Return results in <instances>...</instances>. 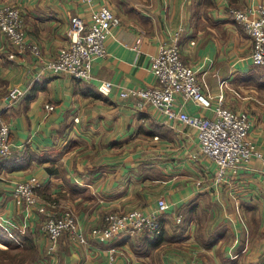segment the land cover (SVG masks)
<instances>
[{
	"label": "crops",
	"instance_id": "0c3cea01",
	"mask_svg": "<svg viewBox=\"0 0 264 264\" xmlns=\"http://www.w3.org/2000/svg\"><path fill=\"white\" fill-rule=\"evenodd\" d=\"M0 4L21 10L28 39L43 56L40 61L28 52L11 59L15 49L0 33V122L9 125L12 143V154L0 158V218L14 221L16 229L27 224L25 234L37 249L36 258L25 264H109L112 249L117 250L114 264H264V160L253 159L237 175L217 181L216 165L201 154L194 127L169 121L151 107L136 110L134 99L121 96L124 90L156 85L152 59L183 27L182 58L194 68L213 109L181 96L177 108L212 118L222 99L225 107L249 115L251 138L264 154V67L252 64L251 38L229 16L230 9L257 12L264 0ZM106 5L121 25L106 41L107 56L95 61L93 77L77 80L44 70V63L71 41L72 18L89 22ZM105 81L112 83L109 94L99 89ZM14 87L25 95L13 102ZM46 105L54 109L49 112ZM32 177L42 183L38 204L18 207L13 188ZM162 199L170 205L160 217L162 241L142 232H122L106 242L91 236L109 213L135 208L149 213ZM42 205L72 212L86 243L65 233L50 252L41 230ZM0 249L9 250L1 239Z\"/></svg>",
	"mask_w": 264,
	"mask_h": 264
},
{
	"label": "built area",
	"instance_id": "2783aa9c",
	"mask_svg": "<svg viewBox=\"0 0 264 264\" xmlns=\"http://www.w3.org/2000/svg\"><path fill=\"white\" fill-rule=\"evenodd\" d=\"M89 1V0H87ZM229 16L240 24L248 33L252 42L251 61L254 66L264 67V6L260 5L257 12L250 10L230 9ZM121 25L120 18L110 7L103 6L93 12L88 22L81 16L71 20V41L59 50L56 58L44 63V70L52 74H65L77 80H90L93 75L94 63L99 58L107 56L106 41L113 35L116 27ZM184 28H179L169 41L162 43L158 54L152 59L151 70L156 77V85L147 88L124 90L123 98H132L136 110L149 107L161 112L169 121H182L197 130L199 150L209 157L216 165L217 181L228 176L237 175L241 168L253 159H263L264 154L258 149L251 138L252 122L247 113L238 112L225 107L222 99L214 107V117L204 118L190 115L177 108L178 97L192 100L204 109H213L212 101L202 90L194 68L182 58L180 37ZM0 33L6 35L15 49L11 59L30 52L40 61L43 59L40 46L29 41L24 16L21 10L12 4H0ZM112 83L105 81L99 89L109 94ZM25 91L14 87L9 92L11 101H18ZM50 112L52 105H46ZM10 127L0 122V158H8L12 154ZM197 159V156H193ZM201 185V182H198ZM41 181L32 177L24 182L16 183L13 188V199L18 207H32L38 204V192ZM25 206V207H24ZM55 207V203L49 204ZM170 210L165 200H159L157 208L149 213L135 208L123 214L109 213L103 225L94 228L91 236L101 242L113 239L122 232L131 235L149 233L159 236L163 232L160 217ZM46 217L41 224V230L49 240L48 250L54 252L62 235L69 233L74 240L86 243L87 239L79 231V225L72 212L57 213L46 205L39 207ZM180 224L182 218L177 217ZM0 226L8 236L22 243L18 238L14 221H3ZM27 224L18 227L21 234L27 231ZM117 250H111L109 264H114ZM233 257H237L233 255Z\"/></svg>",
	"mask_w": 264,
	"mask_h": 264
},
{
	"label": "trees",
	"instance_id": "16d2710c",
	"mask_svg": "<svg viewBox=\"0 0 264 264\" xmlns=\"http://www.w3.org/2000/svg\"><path fill=\"white\" fill-rule=\"evenodd\" d=\"M20 235L21 233L18 232ZM22 236L23 247L19 248L17 241L9 237L6 231L0 226V239L9 245V250L0 249V264H25L36 258V245L32 238ZM163 235L157 236L156 242L162 241Z\"/></svg>",
	"mask_w": 264,
	"mask_h": 264
},
{
	"label": "rangeland",
	"instance_id": "374dc122",
	"mask_svg": "<svg viewBox=\"0 0 264 264\" xmlns=\"http://www.w3.org/2000/svg\"><path fill=\"white\" fill-rule=\"evenodd\" d=\"M23 241V240H22Z\"/></svg>",
	"mask_w": 264,
	"mask_h": 264
}]
</instances>
